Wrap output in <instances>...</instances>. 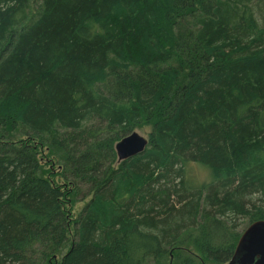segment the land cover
<instances>
[{
  "label": "trees",
  "instance_id": "16d2710c",
  "mask_svg": "<svg viewBox=\"0 0 264 264\" xmlns=\"http://www.w3.org/2000/svg\"><path fill=\"white\" fill-rule=\"evenodd\" d=\"M43 151L91 196L73 235ZM241 218L264 220V0H0V264H225Z\"/></svg>",
  "mask_w": 264,
  "mask_h": 264
},
{
  "label": "water",
  "instance_id": "95a60500",
  "mask_svg": "<svg viewBox=\"0 0 264 264\" xmlns=\"http://www.w3.org/2000/svg\"><path fill=\"white\" fill-rule=\"evenodd\" d=\"M149 140L133 131L117 142L119 162L143 153ZM226 264H264V220L252 222L241 234L235 252Z\"/></svg>",
  "mask_w": 264,
  "mask_h": 264
},
{
  "label": "rangeland",
  "instance_id": "374dc122",
  "mask_svg": "<svg viewBox=\"0 0 264 264\" xmlns=\"http://www.w3.org/2000/svg\"><path fill=\"white\" fill-rule=\"evenodd\" d=\"M135 131L145 136L147 139H150V133L152 131L151 125H141L135 128ZM44 150V149H42ZM41 151V150H40ZM57 155V156H56ZM49 153L48 151H43L40 155H38L41 161V173L49 178L54 185L60 186L64 192L63 203L64 208L67 213V217L69 220L70 228L69 232L71 235L74 234V224L79 216L80 212L84 208V206L90 200V197L82 200L80 195L76 193L77 190H73V187H69L66 185L62 177L60 176V159L58 158V154ZM194 166V165H193ZM193 174L195 177L200 179L206 178L207 172L202 168H196L193 170ZM239 229L238 231L243 233L244 230L250 225L248 221L245 219H239ZM198 255V263L199 264H218L211 261H207L204 258L199 256V253L196 251ZM226 264V263H225Z\"/></svg>",
  "mask_w": 264,
  "mask_h": 264
}]
</instances>
